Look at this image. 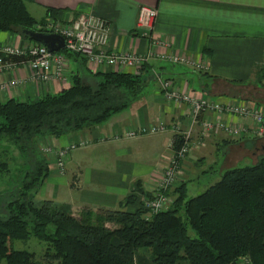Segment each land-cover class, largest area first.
<instances>
[{
	"label": "crops",
	"instance_id": "obj_1",
	"mask_svg": "<svg viewBox=\"0 0 264 264\" xmlns=\"http://www.w3.org/2000/svg\"><path fill=\"white\" fill-rule=\"evenodd\" d=\"M142 6L158 11L155 37L169 45L156 49L157 54H172L183 63L153 59L144 71V90L127 108L91 129L39 138L37 147L49 164L50 174L36 194L38 202L52 201L76 217L84 207L134 213L156 189L172 155L169 145L177 137L191 132L194 149L184 167L193 177L209 176L211 173L204 167L212 159L215 163L223 158L238 163L235 149L250 144L259 151V146L264 145V138L256 136L251 119L227 114L226 110L229 106L264 109V0H27L28 12L39 23L53 21L61 27L80 15L99 16L112 29L107 50L136 54L151 50L150 42L137 31ZM50 8L58 11L54 18L48 15ZM34 44L18 34L0 32V48ZM14 62L15 68L0 73V87L5 84L4 89L0 88L1 104L11 100L31 102L58 94L72 85L74 77L97 86L98 73L139 74L134 68L96 69L67 57L61 69L63 76L42 82L33 80L31 69L21 60ZM200 66L205 67L204 72L198 71ZM59 69L54 64L53 73ZM167 82L180 94L205 96L220 103L224 112L215 117L238 130V135L220 131L205 140L201 138L205 115L194 124L193 107L169 100L164 89ZM158 127L164 130L146 132ZM129 130L136 131L137 137H126ZM82 139L87 145L70 148ZM60 150L67 153L63 172L55 171ZM0 154L9 165L0 175V201H4V196L22 185L31 169L25 166L20 149L11 143L0 141ZM132 196L138 202L127 204ZM33 238L16 242L15 248L30 251V244L37 242Z\"/></svg>",
	"mask_w": 264,
	"mask_h": 264
},
{
	"label": "trees",
	"instance_id": "obj_2",
	"mask_svg": "<svg viewBox=\"0 0 264 264\" xmlns=\"http://www.w3.org/2000/svg\"><path fill=\"white\" fill-rule=\"evenodd\" d=\"M57 13L48 9L49 17ZM40 25L45 23L30 15L27 0H0V32L33 41L25 32L38 31ZM62 52L88 64L79 54ZM145 69L138 75L98 73L100 81L94 87L74 77L58 94L0 103V141L17 146L31 169L22 185L4 196L7 203L0 208V264L30 263L35 254L16 249L15 243L33 237L46 244L48 261L58 264H232L239 259L264 264V159L256 166L225 172L192 198L185 183L176 191L173 208L154 214L142 204L134 213L84 207L76 217L52 201L36 200L50 174L38 139L106 122L144 90ZM124 92L132 97H121L127 95ZM183 142L184 137H177L175 147ZM8 166L0 154V175ZM136 202L132 196L127 204Z\"/></svg>",
	"mask_w": 264,
	"mask_h": 264
},
{
	"label": "built area",
	"instance_id": "obj_3",
	"mask_svg": "<svg viewBox=\"0 0 264 264\" xmlns=\"http://www.w3.org/2000/svg\"><path fill=\"white\" fill-rule=\"evenodd\" d=\"M157 17L158 11L156 9L148 6L141 7L137 31H139L141 38L149 41L151 44V50L145 54L108 51L106 46L112 31L111 25L107 20L94 14L77 16L71 23L61 27L50 21L45 23V25H40L37 29L40 32L61 35L65 40L64 50L81 55L92 68H134L141 74L155 58L173 64L183 63L182 59L172 54H157L156 49L161 47L169 48L166 42L155 37ZM62 51L53 54L45 46L38 43L29 47L4 46L0 48V73L15 68L17 63L13 59L16 58L31 69L33 80L48 82L54 76L61 78L63 76L61 69L67 59L66 53ZM54 64H57L60 68L56 74L53 73ZM204 69V66H200L198 71ZM0 88L4 89L5 84L1 85ZM164 89L169 100H174L180 104H189L193 107L192 117L194 124H198L200 117L205 115V118L201 122L200 135L204 140L220 131H227L233 136L238 135V130L223 122L221 118L215 117V114L221 116L224 112V108L220 103L213 102L205 96L191 95L189 93L180 94L173 90L171 84L168 82L164 84ZM226 110L227 114L251 119L256 136L261 139L264 138V110L260 108L247 109L240 106H229ZM177 125L180 127L181 124L178 123ZM163 130L162 127H158L150 128L146 132L148 134H156ZM126 137L135 138L137 137V133L136 131L129 130L126 133ZM77 145H87V141L82 139L78 144L70 148L75 149ZM169 148L172 149L173 153L156 189L151 197H145L142 200L144 208L151 214L169 210L173 204L170 199V190L183 185L186 181L188 174L184 168V163L189 159L194 149L191 132L185 135L184 142L179 148L175 149V141L170 143ZM66 157L67 153L60 150L55 171H64L67 161ZM247 264H251L248 259Z\"/></svg>",
	"mask_w": 264,
	"mask_h": 264
},
{
	"label": "rangeland",
	"instance_id": "obj_4",
	"mask_svg": "<svg viewBox=\"0 0 264 264\" xmlns=\"http://www.w3.org/2000/svg\"><path fill=\"white\" fill-rule=\"evenodd\" d=\"M204 71L205 70H202V71H200V73L204 72ZM261 74H262L261 82H263L264 81V69L261 71ZM144 82L146 83L147 80L144 79ZM91 83L92 84H89V85L94 87L95 84L93 82H91ZM125 93L127 94L126 95L127 97L122 96V95H121V97H125V98L132 97L127 92H124L122 94H125ZM262 110H264V109H262ZM245 146L246 147L235 149V152H233V154L235 153L238 156V161H239L238 163H235L232 160L228 161L224 158L222 159V161H220L221 163L216 160L217 164L214 162V159L210 160V162H208V165H206L208 167H206V166L204 167V169L208 170L211 173V174H209V176L206 175V177L205 176H200V177L194 176L193 177V175L190 174V171L188 172L186 170V172H188L187 173L188 175L186 176L185 183L188 185V197L191 198V197L197 196V195L205 192V190H207L208 187H210V186L214 185L216 182H218L221 179V177H217L219 172H222V171L227 172V171L235 169V168L256 166L264 159V149H263L264 145L263 144L259 146V148H260L259 151L256 150L257 147H252L250 144H247ZM175 149H177V148H175ZM170 152H171V154L173 153L172 149H170ZM245 152H246V154H245ZM4 155H5L4 156L5 158L8 157L6 154H4ZM209 165H212V166H209ZM216 180H218V181H216ZM183 185L174 187V188H172V190H170V199L173 202L171 208H173L174 201L178 197V194L176 193V191H179ZM5 200H7V199H5ZM5 200L0 201V208L4 209V207L7 203V201H5ZM108 226L113 227L112 225H108ZM36 241L37 242L31 243L29 246L30 251L32 253H34L35 255H34V258L31 259L30 263H28V264H56L55 262L48 261V259L45 256L43 257V255H45L44 253L46 252L45 251L46 244L40 243L38 240H36ZM21 245H25V243H22ZM36 254H39V256ZM4 263L7 264L6 261H4ZM238 264H247V259H239Z\"/></svg>",
	"mask_w": 264,
	"mask_h": 264
},
{
	"label": "water",
	"instance_id": "obj_5",
	"mask_svg": "<svg viewBox=\"0 0 264 264\" xmlns=\"http://www.w3.org/2000/svg\"><path fill=\"white\" fill-rule=\"evenodd\" d=\"M25 34L29 36L34 42L45 46L49 52L58 53L65 48L64 38L55 33H45L40 31H26ZM232 264H238L233 262Z\"/></svg>",
	"mask_w": 264,
	"mask_h": 264
}]
</instances>
